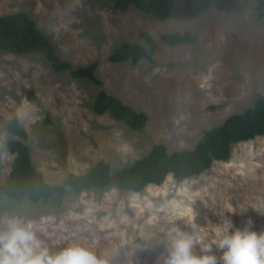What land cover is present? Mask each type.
<instances>
[{"label": "rangeland", "instance_id": "rangeland-1", "mask_svg": "<svg viewBox=\"0 0 264 264\" xmlns=\"http://www.w3.org/2000/svg\"><path fill=\"white\" fill-rule=\"evenodd\" d=\"M20 11L73 68L97 62L104 84L56 72L42 54L0 51L1 183L15 158L6 147L17 139L6 130L14 117L28 134L33 165L47 183L58 185L99 161L114 171L131 165L155 144L169 152L193 149L205 130L264 96V21L256 17L255 0H240L232 12L211 8L189 21H161L133 6L122 12L112 0H0V16ZM141 31L157 42L153 63L109 60L123 41L145 45ZM186 31L192 44L161 40ZM102 89L148 116L143 131L93 111ZM12 216L30 224L50 254L75 243L106 264H163L173 228L209 242L249 219L252 230L264 231V136L234 144L229 160L214 162L199 176L169 175L140 192L68 190L47 203L2 197L0 229ZM194 252L200 254L199 245Z\"/></svg>", "mask_w": 264, "mask_h": 264}, {"label": "trees", "instance_id": "trees-1", "mask_svg": "<svg viewBox=\"0 0 264 264\" xmlns=\"http://www.w3.org/2000/svg\"><path fill=\"white\" fill-rule=\"evenodd\" d=\"M112 1L114 8L122 12L133 6L139 12L161 21H189L211 8L232 12L240 0ZM255 1L256 17L264 21V0ZM140 38L145 45L123 41L115 47L109 60L114 63L137 64L145 59L153 63L157 50L156 40L147 31H141ZM161 40L171 46L188 45L192 44L193 36L188 31L182 34L166 33L161 36ZM0 51L19 55L42 54L56 72L67 71L73 79H86L98 86L104 84L96 76L97 62L73 68L61 58L54 43L24 11L0 16ZM33 97L34 92L30 98ZM93 111L98 115L109 113L136 131H143L148 121L144 112L135 110L103 89L94 100ZM6 130L17 139L6 143L8 151L15 158L6 182L0 181V200L7 197L16 202L47 203L62 199L68 190L77 194L91 189L109 188L140 192L149 185H162L169 175L177 179L199 176L210 169L214 162L229 160L234 144L264 136V96H258L255 104L245 112L230 115L221 125L205 130L193 149L169 152L164 144H155L146 156L131 165L114 171L110 164L99 161L85 173H69L58 185L47 183L33 165L29 146L25 143L28 134L16 117L6 123Z\"/></svg>", "mask_w": 264, "mask_h": 264}, {"label": "clouds", "instance_id": "clouds-1", "mask_svg": "<svg viewBox=\"0 0 264 264\" xmlns=\"http://www.w3.org/2000/svg\"><path fill=\"white\" fill-rule=\"evenodd\" d=\"M2 223L0 264H106L88 247L75 243L50 254L46 247H41L31 225L15 216ZM251 225L249 219L242 228L218 232L210 242L173 228L167 236L163 264H264V231H254ZM196 245L199 255L194 252Z\"/></svg>", "mask_w": 264, "mask_h": 264}]
</instances>
